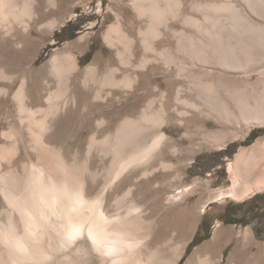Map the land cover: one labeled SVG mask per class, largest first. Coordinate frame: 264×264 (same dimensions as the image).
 <instances>
[{"label": "bare ground", "instance_id": "1", "mask_svg": "<svg viewBox=\"0 0 264 264\" xmlns=\"http://www.w3.org/2000/svg\"><path fill=\"white\" fill-rule=\"evenodd\" d=\"M130 1L142 24L139 64L133 63L138 39L122 29L118 16L103 36L110 47L122 45V50L116 52L118 66L109 67L108 62L100 60L87 65L80 82L85 88L88 82L98 79L96 74L101 66L107 71L98 79L101 86L131 87L136 76L131 77L130 73L136 68L144 69L147 63L157 61L169 66L174 63L177 75L187 86L186 97L181 85L175 96V101L186 108L180 110V124L201 121L196 124L204 127L214 121L217 131L198 130L206 138H215L225 127L231 128L230 135H236L241 126L264 125V0ZM57 3L0 0L3 38L9 36L17 46L27 42L30 27L40 24L44 16L39 12L41 4L52 12L58 10ZM57 23L53 18L39 27L49 30ZM18 25L23 26V31ZM167 34L176 41L174 52L156 47ZM84 37L80 35L77 42ZM47 65L49 74L59 78L60 95L64 96L79 69L75 56L61 57V52L56 51ZM115 72L121 77H114ZM13 78L0 67V95L9 92ZM1 81L8 86H2ZM99 96L97 90L93 97ZM13 97L19 113L24 114L30 146L37 158L18 168L12 163L15 146L0 149V159L9 164L5 171L0 170V264H177L186 245L168 249L169 238L155 234L158 220L164 217H150L152 204L161 197L164 211H175L179 237H188L194 230L196 211L193 205L180 208V204L187 202L195 187L175 185L180 173L174 163L166 161L167 133L162 129L168 120L162 111L150 112L154 99L137 116L123 117L114 132L101 139L91 134L88 152L95 149L99 156H111L109 167L92 169L91 157L79 162L74 154L68 159L60 147L48 141L53 122L65 109L66 100L52 101L45 108L32 106L25 78ZM161 97L166 98L163 93ZM41 113L42 118L35 117ZM104 124L106 120L101 118L96 126ZM150 130L156 131L149 141H143ZM15 133L10 130L3 132V136L12 137ZM188 149H192L190 145ZM177 151L172 149L175 157H179ZM138 166L145 169L137 182L119 195L123 177ZM166 169L174 170V175L169 176ZM228 170L231 185L213 197L243 200L263 190L264 136L241 148L228 163ZM217 241L218 235L214 233L203 247H211ZM203 247L195 249L184 264H210Z\"/></svg>", "mask_w": 264, "mask_h": 264}, {"label": "rangeland", "instance_id": "2", "mask_svg": "<svg viewBox=\"0 0 264 264\" xmlns=\"http://www.w3.org/2000/svg\"><path fill=\"white\" fill-rule=\"evenodd\" d=\"M57 2L58 10L50 12L43 4L39 9V12L44 14L40 24L56 18L57 25L49 30L46 27H39L40 24L31 26L30 40L21 42L19 46L15 41H11L9 36L3 38L0 29V67L14 76L9 86L7 82L1 81L2 86H8L9 92L0 95V149L5 147L10 149L9 147L15 146L17 152L12 163L18 168L23 163L35 161L37 158L30 146V134L27 130V122L23 119L24 114L19 113L17 102L13 97L23 78L27 81L32 106L45 108L52 101H67L65 109L53 122L48 141L60 147L68 159L74 154L79 162L91 157L89 166L92 169L109 167L111 156H99L95 149L91 150L92 153L88 152L87 146L91 134L95 133L97 139H101L107 133L114 132L123 117L137 116L148 102L154 99L150 112L162 111L168 120L162 129L167 133V139L164 141L165 151L168 154L166 161L174 163L180 173V180L175 185L195 187L187 202L180 204V208L194 206V212L196 211L193 233L188 237L180 238L178 234L180 227L174 215L175 211L166 213L161 205V197L158 198L152 204L150 217L156 220L161 214L164 220L157 219L159 226L155 229V234L169 238L168 249L173 245H180V248L184 245L187 247L196 232L199 231L198 239L202 238L211 223L207 238L194 243L188 253L185 252V247L182 253L185 257L181 264L185 263L195 249L210 242L214 233L218 235L217 243L211 247H203V253L207 255L210 264H264V217L260 216L264 208V189L243 199L247 200L249 205H258V216L253 218L251 214L246 215L243 224L224 223L219 219L228 203L243 200L228 196L213 197L219 190L231 185L228 163L241 148L249 147L258 137L264 136V125L241 126L236 135H230L231 128L225 127L222 132H217L215 138H206L198 133V130L203 128L201 132L217 131L219 128L214 121L204 127L198 126L201 121H190L187 126L180 124V110L185 107L180 105V101H175V96L181 85L182 95L186 97L187 86L186 81L177 75L178 70L174 63L169 66L163 61H157V63H147L144 69L136 68L130 73L131 77L136 76V81L131 87L101 86L98 79L107 72L105 67L101 66L96 74L98 79L88 82L85 88L80 82L85 76L84 68L87 65L100 60L108 62L109 67L118 66L116 52L118 49L122 50V45L119 44L117 49L110 47L103 38L106 29L117 21L118 16L122 20V29L131 37L138 39L134 46L133 63L139 64L143 51L139 40L141 20L132 9L130 0H57ZM68 22H71L70 26H67ZM76 25L80 27L75 36L68 38ZM64 26L67 28L62 31ZM177 27L180 28V23ZM18 29L23 31V26H19ZM60 31L62 32L56 37V33ZM80 35L85 37L77 42ZM156 47L159 50L165 48L174 52L176 41L167 34L156 43ZM56 51L61 52V57L67 54L74 55L79 66L64 96L60 95L59 78L49 74L48 71L47 61ZM87 52H90L89 56H86ZM114 77L118 79L121 75L115 72ZM254 78L255 74L252 75V79ZM97 90L100 96L95 98L93 95ZM161 93L165 94L166 98L163 99ZM35 117L42 118L43 115L41 113ZM101 118L106 120V124L97 127V121ZM10 130L16 132L15 135L3 136V132L9 133ZM155 131L150 130L142 140L149 141ZM251 131H253V139L245 143L244 140ZM224 133L229 135L226 136ZM190 135L194 138L190 139ZM189 145L191 150L188 149ZM229 145L231 147L228 150H234L232 155L214 154L217 151H224ZM173 148H177V152H180L179 157H175ZM199 155L201 157L197 158ZM8 166L5 160L0 159L1 171H5ZM144 169V166H138L125 174L123 182L121 181L123 186L121 185L117 193L120 195L128 186L137 182L136 178L140 177ZM173 172L175 173L172 169L170 171L166 169L169 176H173ZM243 186L242 183L239 189H243ZM254 196L258 197L255 202ZM204 254L202 257H205Z\"/></svg>", "mask_w": 264, "mask_h": 264}, {"label": "trees", "instance_id": "3", "mask_svg": "<svg viewBox=\"0 0 264 264\" xmlns=\"http://www.w3.org/2000/svg\"><path fill=\"white\" fill-rule=\"evenodd\" d=\"M71 22H68L67 26H70ZM67 26H64L62 28L63 30H66ZM80 25H76L73 30L71 31L70 35L68 36V38H73L76 34V31L79 29ZM60 31L59 33H56V37H58L60 35V33L62 32ZM59 40V39H58ZM90 52L86 53V56H89ZM253 131H251L248 136L245 138L244 142H249L250 140L253 139V135H252ZM231 147V145H229L228 147L225 148L224 151H217L214 154L215 155H220V154H227V155H232L234 153V150H228V148ZM201 157L200 155L197 157L199 158ZM254 202L258 199L257 196L253 197ZM258 205L257 204H251L249 205V202L247 200H243V201H239L236 203H228L225 207L224 210L222 212V214L220 215L219 219L221 221H223L224 223H235V224H243V220L245 219L246 215L251 214L253 218L257 217L258 215ZM260 216L264 217V208L263 210L260 212ZM211 229V223L207 226L206 228V232L205 235L198 239V233L199 231L196 232L194 238L192 239V241L189 243V245L186 247L185 252L188 253L190 251V249L192 248V245L196 242H200L202 240H204L205 238L208 237V233L210 232ZM185 255L182 256V258L178 261L177 264H181L183 259H184Z\"/></svg>", "mask_w": 264, "mask_h": 264}]
</instances>
